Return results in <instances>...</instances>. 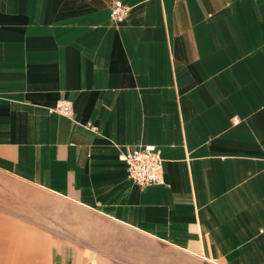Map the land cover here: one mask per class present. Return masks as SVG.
<instances>
[{
  "label": "crops",
  "instance_id": "crops-1",
  "mask_svg": "<svg viewBox=\"0 0 264 264\" xmlns=\"http://www.w3.org/2000/svg\"><path fill=\"white\" fill-rule=\"evenodd\" d=\"M146 146L160 185L129 176ZM0 175V264H113L55 241L33 192L193 262L264 264V0H0Z\"/></svg>",
  "mask_w": 264,
  "mask_h": 264
},
{
  "label": "rangeland",
  "instance_id": "rangeland-1",
  "mask_svg": "<svg viewBox=\"0 0 264 264\" xmlns=\"http://www.w3.org/2000/svg\"><path fill=\"white\" fill-rule=\"evenodd\" d=\"M0 185H10V179L0 175ZM33 195L37 197L39 204L46 203L53 211L49 228L53 231L55 241L80 242L96 247L100 249L98 254L113 264H127L126 260L128 264H206L193 262L185 254L168 250L158 241L137 231L127 230L88 210L44 193L33 192ZM38 223L42 226L46 221L40 220ZM33 238L40 250L43 236L37 235ZM36 254L39 256L41 253L39 251Z\"/></svg>",
  "mask_w": 264,
  "mask_h": 264
},
{
  "label": "built area",
  "instance_id": "built-area-1",
  "mask_svg": "<svg viewBox=\"0 0 264 264\" xmlns=\"http://www.w3.org/2000/svg\"><path fill=\"white\" fill-rule=\"evenodd\" d=\"M129 8L122 2L115 3L110 9V16L116 23H122ZM73 107L68 101H62L51 113L64 117L72 116ZM129 176L140 187L160 185L163 183L164 159L160 149L146 146L132 151L125 159Z\"/></svg>",
  "mask_w": 264,
  "mask_h": 264
}]
</instances>
